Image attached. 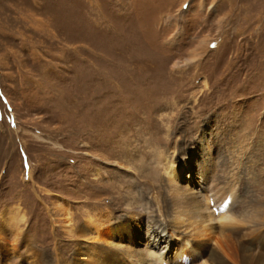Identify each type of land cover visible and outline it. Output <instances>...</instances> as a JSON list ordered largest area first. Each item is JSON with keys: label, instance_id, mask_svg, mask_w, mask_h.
<instances>
[{"label": "rangeland", "instance_id": "374dc122", "mask_svg": "<svg viewBox=\"0 0 264 264\" xmlns=\"http://www.w3.org/2000/svg\"><path fill=\"white\" fill-rule=\"evenodd\" d=\"M192 147L204 149L218 186L235 173L250 188L257 217L240 225L255 230L264 0H0V264H127L125 225L150 211L172 236L171 264L211 258L212 244L195 252L190 230L176 229L165 190L166 161H193ZM187 176L183 168L180 185ZM16 207L22 219L7 224ZM144 222L137 258L150 246Z\"/></svg>", "mask_w": 264, "mask_h": 264}, {"label": "bare ground", "instance_id": "6f19581e", "mask_svg": "<svg viewBox=\"0 0 264 264\" xmlns=\"http://www.w3.org/2000/svg\"><path fill=\"white\" fill-rule=\"evenodd\" d=\"M208 42L209 41H206V47ZM195 56V53L191 54L188 62L195 59ZM206 127H208V125ZM204 135L205 133L201 134L202 137H204ZM191 152L193 157L196 158L191 161V157H179L176 167L173 166L172 162L164 160L166 161L165 174L167 175L165 190L171 205L173 222L176 224V229L179 230L184 228L185 231L190 230V238H193V242L198 244L196 248L193 245L192 250L195 249V252L197 249L198 251H203L204 247L201 246H206L208 243L213 245V250L216 253L211 252L210 254L212 257L206 258L204 256L206 251H203L204 253L201 254L202 257L199 264H226V262H230V264H264L263 234V237L261 238L262 241L258 239V242H261L258 243V245H262V247L252 251V246H255L254 242H257L253 233L256 229L258 231L262 229V226H264V220L256 225L257 228L255 230H253L252 227H249L250 231H246L248 230L247 225L252 223V221H254L257 217L255 213L248 210L247 206L249 203V201L247 202V196L249 195L250 188H241L242 184L236 181L235 173L231 174V180L228 183L224 182V187L222 185L221 187L218 186V180L212 171L213 165L210 161L205 163L204 149L201 147L198 150L197 148L192 147ZM158 157H162L160 153ZM183 168L188 172V184L186 186L179 184ZM255 182L256 181L251 182L252 187ZM202 185L204 186L199 192L198 188ZM214 194L216 195L213 197ZM210 199L213 202L211 204H216V206L212 209L208 203L211 201ZM134 206L135 208H138L139 205ZM61 208L63 207L60 206V203L54 206V209L59 210ZM129 210H133V207H129ZM61 215H65V217H67V210L64 209ZM140 216L141 215L135 214L134 218H136V221L134 220L133 224L125 225V238H127L130 242V248H125V250L127 255L133 259L132 261L127 260V264H171V259L167 256L166 252L169 249V243L172 240V236L167 235L165 229L162 228V225L156 222V220L152 217L151 211L144 213L142 217V221H145L143 225L147 227V230H145L142 237H145V242L150 246H146L145 249H140V258L135 256L134 247H131V244L133 243L135 245L134 239L137 236V229L139 228L138 225L142 222ZM258 217L260 220L262 219L260 215H258ZM16 219H22L18 207H16L13 211V217L10 216L9 221L7 222L5 220V222L7 224H12ZM242 222L248 223L246 226L240 225ZM87 223L92 232L98 235L97 238H100V222L97 219H93V221L88 219ZM66 226L65 231L70 234L72 230L68 227V225ZM245 232L250 234L248 236L249 238L247 237V234H244ZM104 233L103 241L109 243L112 238ZM157 235L165 237V248L160 247ZM239 235H243L244 237L246 236L245 238H247L248 241L240 242V238L238 237ZM177 258L181 259L182 254L178 253ZM173 260L177 261L175 259Z\"/></svg>", "mask_w": 264, "mask_h": 264}]
</instances>
